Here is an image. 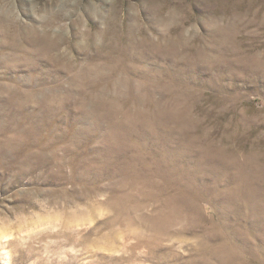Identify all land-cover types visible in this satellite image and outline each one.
Listing matches in <instances>:
<instances>
[{
    "label": "rangeland",
    "instance_id": "374dc122",
    "mask_svg": "<svg viewBox=\"0 0 264 264\" xmlns=\"http://www.w3.org/2000/svg\"><path fill=\"white\" fill-rule=\"evenodd\" d=\"M0 232V264H264V0H0Z\"/></svg>",
    "mask_w": 264,
    "mask_h": 264
},
{
    "label": "bare ground",
    "instance_id": "6f19581e",
    "mask_svg": "<svg viewBox=\"0 0 264 264\" xmlns=\"http://www.w3.org/2000/svg\"><path fill=\"white\" fill-rule=\"evenodd\" d=\"M114 203H115V202H114ZM3 225H4V224H3ZM5 228H6V227H5ZM6 229H7V228H6ZM3 232H5L4 229H3ZM0 233H1V232H0ZM6 234H7V233H6ZM3 236H5V235H3ZM7 237H8V236H7ZM103 243H104V242H103Z\"/></svg>",
    "mask_w": 264,
    "mask_h": 264
}]
</instances>
